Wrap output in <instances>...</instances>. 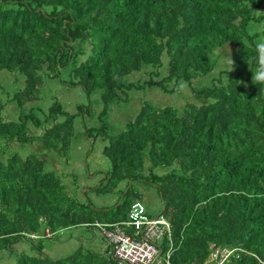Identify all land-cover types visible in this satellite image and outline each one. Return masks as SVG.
Returning <instances> with one entry per match:
<instances>
[{
  "label": "trees",
  "instance_id": "16d2710c",
  "mask_svg": "<svg viewBox=\"0 0 264 264\" xmlns=\"http://www.w3.org/2000/svg\"><path fill=\"white\" fill-rule=\"evenodd\" d=\"M262 7L264 0H0V257L120 264L110 247L96 251L85 240L54 259L44 242L63 230L101 233L99 225L127 222L143 202L134 188L140 181L163 201L172 236L160 242L164 254L174 247L171 264H219L222 252L230 254L222 264H264V85L253 80L264 73ZM229 45L245 66L220 64L217 53ZM64 71L79 96L100 95L103 112L137 102L126 127L112 134L75 126L81 112L91 123L103 113L87 100L71 114L57 99L39 105L46 82L63 81ZM183 84L191 101L179 107L172 100ZM153 88L171 102L147 97ZM84 137L95 139L93 148L103 139L111 162L96 192L113 194L126 183L116 207L82 203L51 165L58 157L43 153L68 152ZM22 241L31 254L14 249Z\"/></svg>",
  "mask_w": 264,
  "mask_h": 264
},
{
  "label": "rangeland",
  "instance_id": "374dc122",
  "mask_svg": "<svg viewBox=\"0 0 264 264\" xmlns=\"http://www.w3.org/2000/svg\"><path fill=\"white\" fill-rule=\"evenodd\" d=\"M259 12L264 14V7H262ZM261 28L262 27L260 25H257L256 27L252 26V28H250V32L255 33L256 31H260ZM217 54L219 56L220 64H225V63L229 64L230 60H234L235 69L240 68V66L242 67L246 65L240 59L241 51L237 48V46H230V45L226 46L220 49ZM228 66H230V64ZM217 72H219V69H217L216 73ZM62 78H63V81H60V80L53 81L52 79H49L46 82L47 87L44 86L43 88L45 93L43 92V95H41V99L38 103L39 105L51 106L55 101L54 99H57V100H60V102L63 104L64 109L71 114V113L77 112L76 110L77 105L81 103L85 104L87 100V102L92 104L91 106L92 108L95 109V112L101 113L104 111V104L98 93H95L88 101V99L84 97L85 94L82 93L79 96V93L77 90L67 86L68 83L66 80H68V77L65 71L62 73ZM208 81L209 79L207 78L203 80H199V81L197 80L194 85L201 86L202 84H204V82H208ZM182 91L183 93L179 97H176L175 100H172V97L171 98L169 96L167 97L166 94L165 95L162 94V92H158L156 88L146 90L145 93H147V97H149L152 100L159 101L161 105L167 104V102L170 103L172 100L173 104L176 103L179 107H182L188 101H191V90L188 87V85L183 84ZM136 95L138 96L137 98L138 102L141 100L144 101V95L141 91H138ZM160 101L161 102L166 101V102L163 104ZM136 105H137V102L132 101V103L126 106V108H125V105H122V107L111 106L109 108H106L105 112L101 114V117L98 115L95 117L91 116V118L95 121L92 123L87 119V115L84 116L83 112H81V117H78V119L75 121L76 122L75 126L79 125L81 127L82 125L83 128L85 127L84 129L92 128V129H99V130L101 129V127H103L109 133L117 134L121 131V129L123 130L121 126L125 125L124 126L125 128L130 118L131 117L133 118L134 115L132 111ZM83 140L84 141L80 143H78L79 141L72 142L71 147L68 152H60V151L55 152V151H44L43 150V153H47L48 154L47 156H53V157L57 156L58 157L57 159L59 160L58 161L59 165H57L55 161H52L51 165L59 166V170L56 172L57 174L61 175L60 178L63 180V182H64V179H63L64 169L69 168L71 170V175L75 177L72 178L74 180H70V183H68V185H69L70 190L76 191V196L80 198V201L82 203H88L89 201H92L93 204L95 203L94 205L96 207L108 206L110 204L109 197H102L104 195H99L96 192L85 191L86 189H90V188H86V186L84 187L86 182H87L86 183L87 185L92 186L91 185L93 184L92 182H94L95 180L99 181V179L102 176V173H99V171L106 172V170L110 171L111 169V162L109 161L107 157H105V155H103V152H102L103 149L102 147L99 146L100 143L104 145L103 139L98 140V146L97 147L95 146L93 150L94 152L92 151L90 153L91 156L88 158V160H86L87 159L86 157H87V153H89L90 151L88 152L87 148L85 149L84 147H85V144H88L91 150L93 148V145H92V142H90L87 139V137H84ZM20 146H21L20 144H12L11 147L14 150H21ZM40 147H41V143H39L38 141L35 142V145H33L34 151H38ZM24 151H25V155H27L28 149ZM59 156H63V157L60 158ZM64 156H68V157L64 158ZM86 163L90 165V169L86 170V173H85L84 167ZM78 173H81L80 174L81 177H79V179L78 177H76V176H79L77 175ZM89 177L90 179H93V181L89 180ZM78 183H80V185H77ZM98 187L99 186H97V188ZM137 187H141L145 190L144 191L143 189H140L139 193L140 195L142 193V195L145 196V199L143 198L144 199L143 202L147 207L148 215L154 218L160 215L163 211L164 205H163V201L157 189H155V187L150 184L148 185L144 183L142 184L140 181H136L134 183L135 190H137ZM120 189L121 188L119 187L117 191H120ZM78 236H79V240H78ZM86 236H89V238L85 240L90 241L89 245H91L93 249H96V251L102 249V248H99V246L102 245L101 243L105 244V241L103 237L100 235V232H98V230L94 233H90L84 227H78V228L63 230L62 232H59L53 239L46 240L44 242L45 245L43 244L44 252L46 255L54 259L66 257L67 255H70L71 253L76 251L81 246L83 242L82 240ZM14 249L18 252L25 251L28 254L32 253V248L30 244L27 242H23V241L16 244ZM221 255H223L224 261L228 259L230 256V254L226 256L225 252L224 253L222 252ZM0 264H17V259L14 253L13 252L11 253L9 251L4 252L3 256L0 257ZM219 264H222V262H220Z\"/></svg>",
  "mask_w": 264,
  "mask_h": 264
},
{
  "label": "built area",
  "instance_id": "2783aa9c",
  "mask_svg": "<svg viewBox=\"0 0 264 264\" xmlns=\"http://www.w3.org/2000/svg\"><path fill=\"white\" fill-rule=\"evenodd\" d=\"M99 226L120 264H159V243L171 227L163 216L149 217L146 205L140 201L132 205L127 222L114 225L112 230L107 225Z\"/></svg>",
  "mask_w": 264,
  "mask_h": 264
},
{
  "label": "crops",
  "instance_id": "0c3cea01",
  "mask_svg": "<svg viewBox=\"0 0 264 264\" xmlns=\"http://www.w3.org/2000/svg\"><path fill=\"white\" fill-rule=\"evenodd\" d=\"M90 142H92V145H93V143L95 142V139L94 138H92L91 140H89ZM104 143V142H103ZM98 146V144L96 145V147ZM100 147H102V149H103V147H104V145H102L101 143H100V145H99ZM94 147V146H93ZM85 149L87 148V151L89 152V153H87V159L86 160H88V158L91 156L90 155V153L94 150V148H92L91 150H90V148H89V146H88V144H85V147H84ZM94 152V151H93ZM83 154V153H82ZM86 155V154H85ZM101 159V158H100ZM56 164L57 165H59L57 162H56ZM84 169H85V173H86V170H88V169H90V165L88 164V163H86L85 164V167H84ZM108 170H106V172H103V171H99V173H102V176H101V178L99 179V181H94V182H92L93 184H91L92 186H90V185H87L86 183H85V185H84V187L86 186V188H90V189H86L85 191H91V192H96L97 191V189L101 186V184H102V182H105L106 180H105V178H107L108 177ZM80 174L81 173H78L77 175H79V176H76V177H78V179H79V177H81L80 176ZM63 177L65 178V183H70V180H74V179H72V178H74L75 176H73V175H71V170L68 168V169H64V173H63ZM91 177V176H90ZM90 177H89V180H92L93 181V179H90ZM83 184V183H82ZM82 184H81V186H82ZM77 185H80V183H78ZM97 186H99L98 188H97ZM130 186H132V184L130 185V182H129V186H128V188H130ZM120 190H124L125 188H126V183H122L121 185H120ZM127 188V189H128ZM140 189H143V188H141V187H137V191L138 192H140L139 190ZM68 190H70V188H68ZM78 190H80V189H78ZM144 190V189H143ZM71 191V193L72 194H76V191L75 190H70ZM145 191V190H144ZM118 191H116V192H114L113 194H107V195H104V196H102V197H109V205L108 206H99V207H96L95 205V207L96 208H100V209H109V208H112V207H116L117 205H119V204H121V202H122V199H123V197H124V195L123 196H121V198H119L120 197V194H118L117 193ZM125 192H127V190L125 191ZM97 193V192H96ZM126 194V193H125ZM141 195H142V193H141ZM142 197L145 199V196H143L142 195ZM80 199V198H79ZM144 199H143V201H144ZM146 200H147V198H146ZM144 203V202H143ZM95 204V203H94ZM117 204V205H116ZM162 214V213H161ZM159 216V215H158ZM157 217V216H156ZM86 229V228H85ZM90 233H94V232H96L97 230H92V229H87ZM60 232H62V231H60ZM98 232H100L99 230H98ZM132 233V232H131ZM100 235L103 237V239H104V241H105V244L104 243H101L102 245H100L99 246V248H102L101 250H106L107 249V247H110L109 246V243H108V241L105 239V237H104V235H103V233H102V231H101V233H100ZM89 238V236H86L85 238H83V240L82 241H84L85 239H88ZM78 240H79V236H78ZM46 241V240H45ZM86 241V240H85ZM87 243H89L90 244V241H87ZM90 247L92 248V246L90 245ZM110 253H111V249H110ZM112 254V253H111Z\"/></svg>",
  "mask_w": 264,
  "mask_h": 264
},
{
  "label": "bare ground",
  "instance_id": "6f19581e",
  "mask_svg": "<svg viewBox=\"0 0 264 264\" xmlns=\"http://www.w3.org/2000/svg\"><path fill=\"white\" fill-rule=\"evenodd\" d=\"M171 226V225H170ZM171 235H172V231H171V227H170V232H169V234H166L165 236H164V238L161 240V241H164V240H166V238H169V240H170V238H171ZM172 245V244H171ZM162 242H160L159 243V247H160V249H161V254H160V258H159V264H171L170 263V258H171V255H172V253L174 252V247L172 246V247H170L169 248V250L164 254V250L162 249ZM224 253V252H223ZM225 255L227 256V255H229V253H226L225 252ZM224 261V260H223ZM222 261V262H223Z\"/></svg>",
  "mask_w": 264,
  "mask_h": 264
},
{
  "label": "clouds",
  "instance_id": "9594fccd",
  "mask_svg": "<svg viewBox=\"0 0 264 264\" xmlns=\"http://www.w3.org/2000/svg\"><path fill=\"white\" fill-rule=\"evenodd\" d=\"M258 47L260 48V50L262 52H264V45H260ZM229 64H230L232 70H235V61L234 60H230ZM253 80H254L255 83L264 85V73H258L257 75H255L253 77Z\"/></svg>",
  "mask_w": 264,
  "mask_h": 264
},
{
  "label": "water",
  "instance_id": "95a60500",
  "mask_svg": "<svg viewBox=\"0 0 264 264\" xmlns=\"http://www.w3.org/2000/svg\"><path fill=\"white\" fill-rule=\"evenodd\" d=\"M132 184V181H130V185Z\"/></svg>",
  "mask_w": 264,
  "mask_h": 264
}]
</instances>
